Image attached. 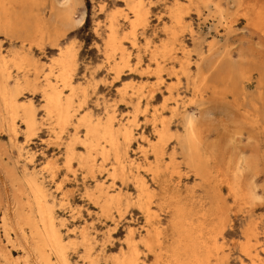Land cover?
Instances as JSON below:
<instances>
[{
    "label": "rangeland",
    "instance_id": "rangeland-1",
    "mask_svg": "<svg viewBox=\"0 0 264 264\" xmlns=\"http://www.w3.org/2000/svg\"><path fill=\"white\" fill-rule=\"evenodd\" d=\"M59 1L0 0L16 17L29 9L43 14L50 23L46 39L32 37L23 46L18 39L0 35L1 57L28 56L21 69L9 63L10 86L23 76L32 81L39 77L40 86L59 50L72 47L78 64L74 77L81 90L77 119L84 114L104 121L110 118L132 135L129 142L121 137L123 147L136 159L128 174L129 193L136 196V180L143 176L157 195L159 215L165 223L172 218L168 213L173 203L193 216L206 215L205 233H210L211 247L222 253L225 264H239L247 228L259 232L264 246V0H146L147 25L136 27V48L132 47L128 20L133 17L132 0L129 6L124 0H61V5ZM176 9L184 13L186 21L181 26L173 22ZM218 9L226 13L227 28L218 20ZM69 12L74 20L71 25L56 19L57 14ZM112 23L126 49L127 67L122 65V54L107 46ZM171 29L175 35L170 34ZM210 44L213 50L208 51ZM166 45L172 46V52L163 57ZM159 53L161 56H156ZM117 64L122 65L120 77ZM32 90L23 89L20 97L33 100L42 121L44 100L39 89ZM170 90L181 102L178 110L169 99ZM4 107L0 92V264H25L21 249L6 243L2 218L7 204H23L25 214L36 213L25 204L30 197L24 192L29 190L22 159L10 139V115ZM192 113L198 118V172L189 165L180 143L186 118ZM16 124L18 140L36 154L30 166L42 170L51 162L55 167L53 179L47 169L42 177L54 194L55 211L67 221L70 239L66 240L76 243L67 250L71 263L91 264L81 243V232L87 229L96 264H114L129 233L136 237L146 234L145 216L132 205L121 214L106 217L87 197V191L95 186L94 178L79 168L75 159L67 165L65 151L77 132L83 136L82 128L76 131L71 124L58 140L47 122L31 137L20 119ZM162 130L168 134L160 145L158 133ZM155 150L159 151L157 157ZM107 175L103 170L94 176L111 191ZM11 209L15 214L16 207ZM25 228L27 233L29 228ZM167 230L169 244L178 234ZM5 255L12 259L7 261ZM148 260L153 261L151 255Z\"/></svg>",
    "mask_w": 264,
    "mask_h": 264
},
{
    "label": "bare ground",
    "instance_id": "bare-ground-1",
    "mask_svg": "<svg viewBox=\"0 0 264 264\" xmlns=\"http://www.w3.org/2000/svg\"><path fill=\"white\" fill-rule=\"evenodd\" d=\"M124 1L129 6L130 0ZM61 4L60 0L59 5ZM146 5V0H132V7H130L133 14L132 20L126 17L131 24L130 34L132 37L130 39L132 47L135 48L139 46L136 27L142 24L147 25L149 12H147ZM217 14L219 22L227 28L230 23L227 21L226 13L220 9ZM14 16L0 3V35L3 34L20 40L21 46L32 37L46 39V34H49L50 23L43 14H35L27 9L20 16ZM172 18L175 26H181L186 21L181 9L172 11ZM56 19L61 22L64 19L68 25L74 23L70 12L57 14ZM81 21L77 22L81 23ZM188 26L192 34L195 33L190 21H188ZM110 28L107 46L113 49V52L119 51L122 54L121 58L124 62L122 65L127 67L129 61L128 58H124L126 54L124 44L122 40L117 38L116 26L112 23ZM170 34L175 35L173 29L170 30ZM195 37L198 39L197 34ZM211 50H213V44L209 45L208 51ZM171 52V45H166L162 49L163 57ZM158 55L161 56L160 53L156 54V56ZM26 61H28V56L13 54V56L5 58L1 57L0 54V92L4 108L10 115L7 126L10 139L18 150L23 163L24 180L29 190L24 194L30 197L29 202L26 200L25 204L32 207L36 213L33 215L34 213L31 211L25 214L23 204H7V211L2 218L3 232L7 244L21 249L25 264H31L30 261L33 264H72L67 250L76 243L66 240L67 238L70 239L67 221L60 218L59 213L55 211L57 203L54 194L47 185L45 178L42 177V171L47 169L50 170V177L53 179L56 175L55 169H53L55 167L51 162L47 163L42 170L36 166H30L36 154L27 147L26 143H20L18 140L17 119L24 123L27 137L34 136L39 130V125L45 122H47L52 133H56L58 140H62L61 136L66 133L69 125H74L76 131L82 128L84 130L83 136H78L77 132L66 145L65 151L67 165H71V161L75 159L78 167L94 178L95 186L92 190L87 191V197L98 206L99 211L106 217H110L114 212L121 214L124 212L123 210H128L132 205H136L139 212L145 216L146 234L136 237L134 233H129L125 245L121 248V253L114 259V264H225L222 253L214 252L211 247L210 233H205L206 215L193 216L185 207L173 203L168 213L172 214V218L165 223V219L163 221L159 215L157 195L149 187L143 176L136 180V196L133 197L129 193L128 174L136 166V159L128 149L123 147L121 137L129 142L132 135L124 126L115 124L110 118L104 121L100 117L94 118L91 114H84L83 117L77 119L76 113L79 111L77 105L79 106L81 103H78L77 98L81 90L77 87L74 77L78 64L72 47L59 50L58 58L53 61V65L49 73L43 78V82H39L40 86L37 84L39 77L32 81L26 76L14 80L13 86H10L9 80H12L13 77L9 72V63L15 64L21 69L22 63H26ZM202 61L205 62L204 58ZM27 65L30 66L28 62ZM33 65L37 66L38 61L35 60ZM122 65H116L118 66L116 67L118 77H120ZM25 88L41 91L44 100L42 121L38 119L33 100L28 97L25 100L21 99L20 96H22V91ZM169 92V99L174 100V110H178L181 102L173 97L172 90ZM137 94L141 97L139 93ZM197 121L198 118L195 114L192 113L187 116L185 137L180 142L189 165L196 172L201 165L200 152L196 144ZM167 134L168 132L165 130L159 131L157 143L162 145ZM155 154L157 157L159 151L155 150ZM103 170L108 173L107 179L111 182V191H108L110 187L105 188V183L99 182L94 176ZM139 170L140 167L138 166L137 172L140 174ZM179 197L181 199L182 195L177 196V198ZM12 206L16 207L15 214L11 209ZM166 224L170 225L168 228L172 230V233L178 234L177 236L174 234L176 238L172 239L169 244ZM25 226L29 228L27 233ZM259 236L257 230L247 228L244 231L245 243L240 245L242 258L239 264H264L262 256L264 255V246L260 244ZM81 243L86 248V259L91 260V264H96L97 261L90 254L91 240L87 229L81 232ZM149 255L153 259L151 263L148 260ZM5 259L10 261L12 257L5 255Z\"/></svg>",
    "mask_w": 264,
    "mask_h": 264
}]
</instances>
